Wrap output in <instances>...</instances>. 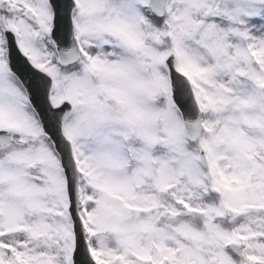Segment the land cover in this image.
I'll use <instances>...</instances> for the list:
<instances>
[{
  "label": "snow or ice",
  "instance_id": "obj_1",
  "mask_svg": "<svg viewBox=\"0 0 264 264\" xmlns=\"http://www.w3.org/2000/svg\"><path fill=\"white\" fill-rule=\"evenodd\" d=\"M0 264H264V0H0Z\"/></svg>",
  "mask_w": 264,
  "mask_h": 264
}]
</instances>
